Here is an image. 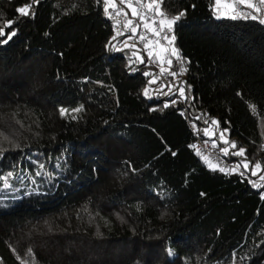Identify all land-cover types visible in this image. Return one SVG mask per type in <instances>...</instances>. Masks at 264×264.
I'll use <instances>...</instances> for the list:
<instances>
[{
  "label": "trees",
  "instance_id": "trees-1",
  "mask_svg": "<svg viewBox=\"0 0 264 264\" xmlns=\"http://www.w3.org/2000/svg\"><path fill=\"white\" fill-rule=\"evenodd\" d=\"M29 3L0 0L16 32L0 43V264H264V193L190 145L197 133L249 175L264 169V24L217 18L215 0H162L163 16L186 13L165 90L102 0L19 15Z\"/></svg>",
  "mask_w": 264,
  "mask_h": 264
},
{
  "label": "snow or ice",
  "instance_id": "snow-or-ice-1",
  "mask_svg": "<svg viewBox=\"0 0 264 264\" xmlns=\"http://www.w3.org/2000/svg\"><path fill=\"white\" fill-rule=\"evenodd\" d=\"M33 3H35V0H32V3H29V4H26V5L22 6V7H19L17 9L18 14L21 15V16L31 15L32 14L31 13V8L33 6ZM102 3L105 6L104 7V11L105 12H108L109 7H113V8L116 7V5L113 3V0H102ZM160 3H162V0H151V2L147 4V9L148 10H153L154 9V6H155V8H156L155 14L163 16L164 14L159 10ZM221 3H222V0H215V5L217 6V11H219V6L221 5ZM238 3L240 5H243L246 8L253 9L255 12H258L259 13L261 11V9L259 7H257L254 3H252V0H238ZM259 3L261 5H264V0H259ZM226 6L229 7V8H233V14H231L230 16L227 13L224 14L225 16H227V18H230V19H233V20H235V19H245V20H247L249 18H251L253 20H258L259 19V22L261 24H264V19H260L257 15H252L251 13H246V12H243V11L241 13H239V14H235V9H234V6L232 4H228ZM128 7L132 8V15L133 16H139V13L137 12V9L135 7H132V4L130 3V0H129V3H128ZM117 14H119V13H117ZM185 14L186 13L182 11V12H180L179 15L174 16L171 19H161L160 22H159L160 23V29L162 30L164 27H167L168 29H171L172 26L175 24V22L177 20H179ZM217 18H220V17L218 16ZM153 22L155 23V21H153ZM13 23H15V21H7L4 24H0V43L6 44L9 40L12 39L13 36L16 35L15 30H12L10 32H6V29H11ZM132 24H133V21L132 20H128L127 23H126V25H125V27H130V32L132 34H135L136 31H137V28L139 27V25L137 24L135 27H131ZM145 27L147 28V27H149V25L147 23H145ZM153 32H154V34L156 36H160L161 35V31L160 30L153 29ZM118 34H120V33H118ZM144 38H145L144 36H140V39L141 40H143ZM113 39H115V37H113ZM162 39L168 41V43L171 44L174 41L175 37L172 36L170 38L167 34H165L162 37ZM157 43H159V41H157ZM130 47H134V45H131ZM145 47L147 48L148 45H145ZM161 50L162 51H167V49H164L163 46H161ZM151 55H152V53L149 52V56H151ZM171 55L174 56V57H176L178 62H181L182 63V58L180 57L179 52H178L177 49L172 48L171 49ZM141 62H143V58H141ZM150 62L151 61H149V63ZM167 63L169 65H171L172 64V60L171 59L167 60ZM180 70H181V72L186 71V69H184L183 67H181ZM160 71L163 73L166 70L164 68H161ZM177 74L178 73H176V72H172L171 73V75H173V76H176ZM145 75H151V73H145ZM151 82L154 83L155 80H153ZM178 93H179V95L181 97L187 99V97L185 95V89L183 87H180L178 89ZM144 94L145 95L148 94L147 89L145 90V93ZM175 103H176V101L173 100L172 101V104H175ZM168 106L169 105H167V104L165 105V107H168ZM80 110H81L80 108H77V109H74L73 111L74 112H79ZM59 111H60V114L62 116L66 115L67 112H68V110L67 109H64V108L59 109ZM73 119H75V117H73ZM212 123L213 124H217L218 121L213 120ZM204 132H205L206 135L209 134L208 129H205ZM220 139L223 140L225 144H228L229 143V141H227L226 139H224L223 132L220 133ZM193 147H195V146H193ZM231 147L232 148H235L236 147L235 142H233L231 144ZM221 151L225 155H227L229 153V149L228 148H223ZM198 154H199V152H198ZM233 155L243 157V156H245V149L241 147L237 152L233 153ZM204 160L205 161H208V157H204ZM208 166L213 171L218 170L220 172H232V173H236L240 167H243L244 169H249V163L248 162H243V161H241L240 163H238L237 165H235L231 169L221 168V167H219V165H213V164H211V162H208ZM40 167L43 168V165H41ZM254 168L255 169H261V163H259V162L255 163ZM240 174L243 175V173H240ZM251 175L252 176H256L257 173L255 171H251ZM259 179L262 180V181H264V176H260ZM256 187H258V188L259 187H264V185H259L258 184V185H256ZM31 251H32L31 249L28 250V252L30 254H31ZM169 254L170 255L172 254L171 250H169ZM18 259H19V257H18ZM22 264H37V262L35 261L34 258H31V259H25V260H23L22 261Z\"/></svg>",
  "mask_w": 264,
  "mask_h": 264
},
{
  "label": "rangeland",
  "instance_id": "rangeland-1",
  "mask_svg": "<svg viewBox=\"0 0 264 264\" xmlns=\"http://www.w3.org/2000/svg\"><path fill=\"white\" fill-rule=\"evenodd\" d=\"M113 1L114 2H118L119 0H113ZM121 1L123 3H125V6L129 10V13H130L131 17L139 18L140 20H144V18H143L144 15H148L149 17H151L152 21L157 22V26H156L155 29L156 30H160L161 34L165 30L166 27H164L162 30L160 29V23H159L160 20L161 19H171V18H168V17H165V16H161V15L155 14V11H156L155 6H154L153 10H148L147 9V4L150 3V2L149 1H144V0H130V3L132 4V7H135L137 9V12L139 13V16H133L132 15V8L128 7L129 0H121ZM252 3H254L257 7H259L261 9V11L259 13L255 12L253 9L246 8L243 5H240L238 3V0H222L221 5L219 6V11H217V6L216 5H214V11H215L216 16H219V17L225 16L224 15L225 13H227L230 16L231 14H233V8H229L226 5L232 4L234 6V9H235V14H239V13H241L243 11V12H246V13H251L252 15H257L260 19H264V5H261L259 3V0H252ZM131 17H129L128 20H131ZM145 21H148V20H145ZM148 25H149V28L151 29V31L148 30L147 34L143 35L145 37L146 45H148L147 50H145L142 45H138L136 43H133V44L136 47L141 48L142 53L147 56L148 62L151 61L150 60L151 58L153 59L150 63L156 65V72H155L156 74L152 78L155 79V77H159L161 79V77L159 76V74L162 73L160 71V69L164 68L166 66L167 60L170 59L169 53H167V52L171 51V49L173 47H168L167 46V41L162 39V37L165 34L162 35V36L161 35L160 36H156L154 34V32H153L154 25H153L152 22L149 23ZM167 35L171 38V33L167 34ZM130 39H131V37L128 35L125 38V40L123 41L122 46L130 44L132 42ZM157 41H159V43H157ZM161 46H163L164 49H167V51H162L161 50ZM168 49H169V51H168ZM146 52H147V54H145ZM149 52L152 53L151 56H149ZM165 73L169 77V74L166 71L163 72L162 74H165ZM161 80H162V84L165 85L163 79H161ZM168 81L170 82V77H169ZM163 87L165 89H167L166 85L163 86ZM205 129H208V131H209L208 135H214V129L212 128V125L206 126ZM226 138H227V136H224V139H226ZM232 143L233 142H231L230 145ZM223 148H226V146H221L220 147L221 150ZM209 162H211V164H213V165H219V167L225 168V169H231L232 167H234L235 165H237L239 163V162H234L229 167H225L223 165L214 163L212 161H209ZM243 162H245V161H243ZM254 165L252 166V171L256 172L259 169H255Z\"/></svg>",
  "mask_w": 264,
  "mask_h": 264
},
{
  "label": "built area",
  "instance_id": "built-area-1",
  "mask_svg": "<svg viewBox=\"0 0 264 264\" xmlns=\"http://www.w3.org/2000/svg\"><path fill=\"white\" fill-rule=\"evenodd\" d=\"M113 3L116 5V7L114 8L109 7L108 12H105L106 15H108L110 19L115 20L118 24H124V23L126 24L128 21V18L131 17V15L129 13V10L125 6V3H123L121 0H119L118 2L113 1ZM143 18L144 20H140L139 18L131 17V20L133 21V24L131 27H135L137 24L139 25V27L137 28V31L135 34H132L130 32V27H127V30L130 33L131 41L138 45H142L143 48L147 50V48L145 47L146 45L145 38L141 40L140 36L146 35L148 30L151 31L149 27L147 28L145 27V23L149 24L152 22L154 25V29H155L157 26V22L154 23L151 20V17H149L148 15H144ZM145 20H148V21H145ZM164 34H170V29L166 27L165 30L162 32L161 36ZM150 60L152 61L153 59L151 58ZM159 76L161 77V79H163L166 87L168 88L169 86L168 75L166 73L165 74L160 73ZM148 92H151L150 88H148ZM161 92H164V90ZM191 127L193 131H195V127L193 125H191ZM190 145L193 149L199 152L203 158L208 157V161H212L214 163L223 165L225 167H229L230 165H232V163H229L228 161L224 159V157L221 155L220 151L215 145V142L212 139H209L207 137H202L201 135L195 133V137L190 142ZM238 172L243 173V175L245 176H248L254 182L255 186L258 184L264 185V181L259 179L260 176H264V169L256 176L249 175L243 167H240L238 169ZM259 188L262 190V193H264V187H259Z\"/></svg>",
  "mask_w": 264,
  "mask_h": 264
}]
</instances>
